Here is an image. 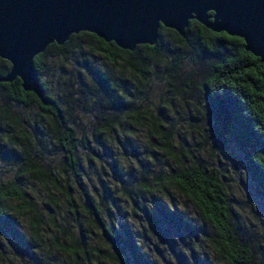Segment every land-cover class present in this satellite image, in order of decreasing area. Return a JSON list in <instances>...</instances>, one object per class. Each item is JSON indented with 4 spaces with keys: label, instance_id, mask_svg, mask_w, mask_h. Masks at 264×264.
<instances>
[{
    "label": "trees",
    "instance_id": "1",
    "mask_svg": "<svg viewBox=\"0 0 264 264\" xmlns=\"http://www.w3.org/2000/svg\"><path fill=\"white\" fill-rule=\"evenodd\" d=\"M197 66L206 72L193 79ZM34 67L47 102L19 78L0 81V264H264V233L253 235L205 154L220 165L222 149L238 150L264 204V64L241 38L190 20L183 35L160 26L155 44L130 51L80 32ZM10 68L0 57V78ZM157 84L171 113L147 99ZM197 95L209 124L186 114L192 130L182 132L168 101ZM195 137L205 151L194 152ZM104 154L113 182L101 178L98 193L85 169Z\"/></svg>",
    "mask_w": 264,
    "mask_h": 264
},
{
    "label": "water",
    "instance_id": "2",
    "mask_svg": "<svg viewBox=\"0 0 264 264\" xmlns=\"http://www.w3.org/2000/svg\"><path fill=\"white\" fill-rule=\"evenodd\" d=\"M190 20L241 38L264 64V0H0V57L11 63L0 81L19 78L47 102L34 60L49 45L90 32L134 51L155 44L160 26L183 35Z\"/></svg>",
    "mask_w": 264,
    "mask_h": 264
},
{
    "label": "rangeland",
    "instance_id": "3",
    "mask_svg": "<svg viewBox=\"0 0 264 264\" xmlns=\"http://www.w3.org/2000/svg\"><path fill=\"white\" fill-rule=\"evenodd\" d=\"M206 72V68L197 66L192 69V78L193 79H199L204 73ZM48 80L47 83L51 86L57 85L53 78L48 76L46 77ZM147 99L150 102L151 107L158 106L160 104V107L158 110L167 111L168 113H171L169 110L167 100L168 96L163 93V88L160 85H156L154 87V91L149 93L147 95ZM168 102L173 104V107L171 106V110H177L178 114L175 117V127H178L182 132L187 131L190 132L192 130V127L190 126V122L186 118V114H189L191 116L197 117L198 119L195 120L196 124L203 125L205 127L208 126V120L206 115V110L204 106V102L200 97L197 95L195 99H188L187 103H184L179 98H174L173 100H169ZM194 119V118H193ZM84 123V122H83ZM85 124V123H84ZM80 127H83L81 124ZM93 127V126H92ZM91 123L88 122L85 125L86 130L90 132ZM137 133V132H136ZM140 135H135L134 138H139ZM200 137H195L192 143V147L195 153L201 152L197 151L203 150L205 151V143L204 141L200 140ZM141 145L142 142L140 141ZM139 146V148L142 150L140 156L144 154L146 151V143L143 142V147ZM112 148L115 150L114 154L117 155L122 162H125L128 157L124 155V153L120 152L119 148L116 146H112ZM235 148L230 149V158L228 154V149L224 150L222 149L223 153H221V156L219 157L222 160V164L217 165V158L215 157V153L208 154L205 151V154L208 158V160L211 162V164L217 169V171L220 174H224L227 178V184L229 185L230 193L232 194V197L235 201V207L236 209L241 212L244 216L247 217V223L249 225V229L253 232V235L255 233L256 236L260 237L261 233H264V204L260 201V199L256 196V189L253 181L250 179V177L247 175L246 171L243 168V161L241 158V153L238 150H234ZM83 156H87L85 152H83ZM117 157V158H118ZM225 159H228L225 161ZM110 157L107 154H104L101 159H97L96 163L92 165H87L85 172L88 174L93 182L96 184V188L98 190V193H103L105 186L102 183L101 178H108L110 179L111 183L113 182V179L111 177H106L105 171L107 170L108 175L110 172V166L109 163ZM126 163V162H125ZM126 166V165H125ZM126 171H129L128 166H126ZM3 170V168L1 169ZM9 176V174H7ZM105 176V177H103ZM121 198H124L122 195H119ZM106 200V198H105ZM180 202L183 204V207L185 211L189 214L194 216L193 208L190 204L184 203L180 200ZM124 204V203H123ZM128 211L130 210V207L123 206ZM68 212V211H67ZM66 209L62 208V213L60 216V220L63 221L66 217L70 219V230H76L78 227V220L73 216V214L68 212L67 214ZM111 215V214H110ZM115 216H118L117 212L114 213ZM66 216V217H65ZM88 218V214L86 212L82 211V214L80 215V219L85 220ZM139 219L133 218V224H136ZM91 227H87V229H90ZM147 233L152 236V233L149 229H147ZM154 235V233H153ZM95 239L97 242L101 241V235L99 232L96 233ZM154 254V253H153ZM163 254H166L165 251H163ZM159 256V255H158ZM162 256V255H161ZM160 257V256H159Z\"/></svg>",
    "mask_w": 264,
    "mask_h": 264
}]
</instances>
